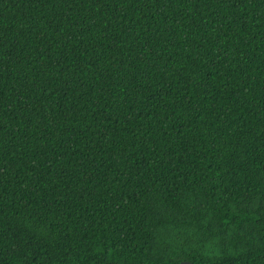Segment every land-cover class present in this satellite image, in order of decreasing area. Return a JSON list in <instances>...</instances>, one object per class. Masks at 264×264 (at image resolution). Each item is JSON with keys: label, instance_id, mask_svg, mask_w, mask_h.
<instances>
[{"label": "trees", "instance_id": "obj_1", "mask_svg": "<svg viewBox=\"0 0 264 264\" xmlns=\"http://www.w3.org/2000/svg\"><path fill=\"white\" fill-rule=\"evenodd\" d=\"M264 264V0H0V264Z\"/></svg>", "mask_w": 264, "mask_h": 264}, {"label": "water", "instance_id": "obj_2", "mask_svg": "<svg viewBox=\"0 0 264 264\" xmlns=\"http://www.w3.org/2000/svg\"><path fill=\"white\" fill-rule=\"evenodd\" d=\"M180 264H191V263H189V262H181Z\"/></svg>", "mask_w": 264, "mask_h": 264}]
</instances>
